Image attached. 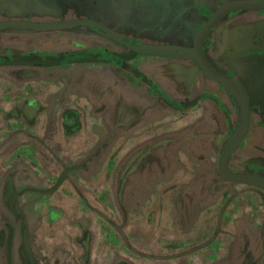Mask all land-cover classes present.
I'll return each instance as SVG.
<instances>
[{
  "label": "crops",
  "instance_id": "1",
  "mask_svg": "<svg viewBox=\"0 0 264 264\" xmlns=\"http://www.w3.org/2000/svg\"><path fill=\"white\" fill-rule=\"evenodd\" d=\"M113 3L114 5L107 0H73L70 6L63 5V9L56 13L41 11L36 5L23 9L14 1L0 0V21L8 19L56 21L60 18L90 16L112 28L127 29V26L134 22L149 24L143 18L130 15V9L121 4V0H114ZM238 16V20L226 23L218 31L213 38L211 48L209 42L207 49L209 54L212 52L213 55H217L219 52L228 51L232 46L252 41L251 33L257 29L258 15L255 12H246ZM147 33L152 37V33ZM105 49L121 51V47L101 35L96 29L89 27L40 32L16 28L0 30V58L22 56L23 59H28L30 55L55 56L58 53L77 52L97 55L98 51ZM182 64L184 63L176 59L154 56L139 57L122 63L85 60L46 66L0 64V75L10 82L0 83L2 98L0 124L23 122L20 118L29 119L33 123L37 117L42 123V119L50 118L48 122L56 126L51 129L52 133L50 130L48 132L55 150L53 156L64 151L77 155L97 140H108L109 144L111 141H122L128 133L130 121L136 118L145 119V110L149 108L164 114V117L158 118L159 123H154L156 114L149 113L147 127L154 123L153 129L156 132L179 133L181 137L179 140L194 135L196 137L206 135V139L210 141V156L213 157L217 149L219 151L218 147L225 138L224 134L229 131V125L235 121V114H230L228 117L226 108H223L219 102L218 111L213 102L206 103L205 98L188 102L183 106L187 108H183L182 103L186 102V99L200 97L202 92L197 91L195 87L190 93L181 92L187 86L186 81L189 80L187 76L189 70L186 71V66ZM226 64L233 65L236 75L245 82L251 95L253 110L250 127L256 133L254 135L256 142L251 145L255 148L248 150V155L264 156V59L244 56L228 59ZM143 73L153 76L152 82L131 77ZM58 77L63 78V91L58 88ZM155 90L158 93L163 92L173 101L174 106L170 108L173 110L172 113L162 109V106H159L162 104L153 99ZM8 96L12 99H7ZM203 106L205 111L200 112L198 117L195 116L196 111ZM3 108L13 109L7 113ZM71 119L77 120L76 125L69 130L70 137L63 146L64 142L63 144L60 142L63 136L56 131V128L59 124L66 125ZM172 121L176 122L171 123ZM151 129L152 127L146 134H141L140 138L148 141L155 134ZM107 132L112 133L111 138H108ZM126 145L130 150L127 155L133 154L131 150L140 149L139 145L133 146L132 138H129ZM2 175L0 186L7 171L2 172ZM6 236L5 229L0 226V246L5 245ZM2 249L3 247H0V252Z\"/></svg>",
  "mask_w": 264,
  "mask_h": 264
},
{
  "label": "flooded vegetation",
  "instance_id": "2",
  "mask_svg": "<svg viewBox=\"0 0 264 264\" xmlns=\"http://www.w3.org/2000/svg\"><path fill=\"white\" fill-rule=\"evenodd\" d=\"M10 1H14L16 5L22 6L23 9L26 8L28 9L31 6L36 5V7L41 11L45 10V11L58 13L59 11H61V9H63L62 7L63 5L70 6L73 0H10ZM107 1L112 5H114L113 3L114 0H107ZM228 1H232V0H225L217 5L213 2V0H121V4H124L125 7L130 9L131 11L130 15L136 18H140V19L143 18L147 20V22H149V25H152L154 24L153 22H156L157 24L156 26L148 27L151 30L147 32L152 33V37L148 36L149 35L148 33H145L146 34L145 37L149 40V45H162V46L181 45V46L190 47L192 46L193 43V36L196 28L199 27L202 23H204L211 16V13L220 4ZM255 1L264 3V0H255ZM138 7H143L145 9L144 10L145 13L140 11L139 10L140 8L137 9ZM173 7L176 9H174ZM172 9L174 10L172 11ZM246 12H255L259 17V20L257 22V29L253 30V32L251 33L252 41L250 43H253L257 35H259L262 41H264V10L242 9V10L231 11L225 14L224 16H222L205 36L202 49L207 61L210 63L211 60L213 64L216 65V67H219V68H214L210 64L213 69L226 74L227 76H229L230 78H232L242 87L245 88L250 98V106H251L250 122H251V113L253 107L251 104L250 92L248 91L245 82L241 81L239 77L236 75L233 65L226 64V60L238 58V57H244V56L256 57L257 59L262 60L264 59V48L262 49L263 52H260V50H253L252 48H251L252 50H250L248 48H245L247 47V45H250V43H246V44L241 43L239 44V46H232L228 51L219 52V54L217 55H213L212 52H210L209 54L207 51L209 42L211 48L214 40L213 38H215V36L218 34V31L222 27H224L225 24L229 22L232 23V21L238 20L239 18L238 15ZM147 16L149 17L152 16V18H148ZM157 16L159 17L157 18ZM154 17L160 23H157ZM82 18H92L94 20H97L102 24H104L105 26L112 29L118 35H120L119 33L128 34L129 31H131L128 35L126 36L120 35V37L127 40L128 42H130V39H136L135 42H130L133 44L143 43L141 40L139 41V36H138V34L141 32L140 30L137 31L136 28H134L135 26L128 25L127 29H125L124 27L112 28L107 24H105L104 22L90 16L74 17L70 19L60 18L56 21L55 20L35 21L30 19H8V20L35 21L40 23L51 24V23H58V21L62 22V21H67L72 19H82ZM86 26H91V25H75L73 27H86ZM13 27L11 26L6 28H13ZM73 27H69V28H73ZM23 29H29V28H23ZM63 29H68V28H63ZM63 29H53V30L61 31ZM96 29L101 35H103L104 37L115 43V45L121 47V51H108L105 49L98 51L97 55H93L90 52H83L82 54L76 56L70 55V53H65L64 54L65 57L63 56V58L78 57V56L101 58L104 57L106 53H125L126 51H128V48H126L124 45L106 36L103 33V31H101L100 29L98 28ZM38 30L51 31V30H41V29ZM151 39L152 41H156V42H152ZM262 43L264 45V42ZM148 56L162 57L169 59L172 58L179 60L181 63H184L182 65L186 66L187 69L185 70L186 71L189 70V72L187 73L189 80L186 81V85H189V83H191L190 84L192 85L191 88L193 89L194 87L197 88V91H201L202 94L200 97L197 98L192 97L189 100L186 99V102L182 103L183 104L182 107L188 104V102L192 103L194 100L198 101L199 98L207 99L208 95H210V97L211 98L214 97L223 108H226L225 111L228 113L227 114L228 117H230V114H235V118H234L235 121L231 122V124L229 125V131L226 132V134H224L225 138L223 139V142H221L220 149L218 151V156H219L223 144L229 138L233 137L239 128L240 110L235 98L218 82L214 81L213 79H209L210 81L206 80L208 78H206L201 73L198 65L192 60L175 58V57L157 56V55H136L129 59L120 60V61L115 60L109 62L122 63L125 61L137 59L139 57H148ZM32 57H37L39 59L59 58L54 55H30V58ZM23 58L24 57L22 56L21 57L18 56L15 58L12 57L0 58V62L12 61L15 59H23ZM203 77H205L206 79H204ZM160 94L166 100L172 101L168 96H166V94H163V92H160ZM1 100L2 98L0 97V102ZM225 102H227L229 105L232 106V111L228 108ZM183 108H187V107H183ZM73 123H74V119H71V121L66 123V125L72 126ZM10 124L11 125L16 124V127L15 129L14 128L10 129V131L8 132H6V127L8 126V124H0V179L3 176L2 172L7 171V175L4 177L5 179L0 187L6 189V186L9 183L13 185L12 183L13 181L16 187V195H15L16 197H20L22 191L33 190L32 188H29L30 186L27 185L29 180H27V178H23L22 175L16 176L17 174L16 172L22 171L25 168L34 169V170L42 169V165H40L41 168H39V165H37L38 161L40 163L41 158H43L44 161L46 159V162L43 165L49 164L48 163L49 161L47 160L49 156H50V161L53 162L54 171L52 170L50 171V168H47L52 173V179H51L52 184L55 183L58 174L60 173V171L63 169L64 166H69L78 163L82 164V166L78 170L70 171L68 173V177L61 184L68 186L69 193L67 194L69 195V200H70L69 206L71 207L76 203H78L80 216H78V214H75L74 212L71 211L66 212L65 210H62V208H60L58 205L49 204L43 208L45 213L42 222V224H45L44 227L46 226L47 232L52 231L54 226L59 227L58 222L65 215L68 217V220L71 221V223H77V221L79 220L81 222L85 220L84 222L85 223L87 222V224L88 222L91 223L90 229L86 230L85 234L82 237H78V238L76 237L75 241H71V244L68 245L69 247H74L75 249H77L74 250L75 253L79 252L77 256L75 255L73 256L74 262L76 264H88L87 259L89 258L88 255L90 251L95 252L93 261L100 264H197L198 263L193 258H190L189 252L193 251V249H198L196 247L205 246L209 241L208 238H206L205 240L201 242H197L195 244V242L199 238V234H196V236H194L193 233L194 231H197L199 229L205 230L206 232L208 231V233H210V206L208 208L209 215L207 218L208 224L206 227L198 225L200 218L197 217L196 214L191 213L190 219L186 218L185 221L194 222L196 224L195 225L196 227L193 229V231L190 230L191 229L190 227L184 228L181 224L177 223L178 220L177 215L173 214L172 211L174 210V207L177 206L178 195L175 197V195H173L172 193L167 194V196L163 198H159V200L157 199V201L153 202L154 206H152V212L150 217L148 218V220H150L151 223L150 227H148L145 224H141L140 223L141 219H138L136 222L134 217H132V219L130 220H126V218H124L123 215H121L122 218L121 217L118 218L117 212H115L116 215L115 217V215H113L114 211L118 210L116 193L119 191L118 188L124 187V184L126 182L125 180H127V176L125 177L124 175L128 174V172H130V174L132 173L133 169L131 168V165L134 162L135 158L133 159L129 158L125 163L119 165V172H118L119 175L117 174L116 176L117 178L116 185L113 184V179H110L109 181L106 180V184L100 183L99 186H89L87 183L88 181L81 178L82 175H85L83 172L81 173V168L85 165L86 161L85 162L76 161V162L67 163L63 161L62 156H60V154L53 156L52 153L55 152L51 151V145H50L52 142L50 140L51 136L36 135L34 132L29 131L28 127L34 125L33 123H31L30 120L25 119L23 120V122L20 121L19 123L12 122ZM66 125H61L62 128L65 129V132L64 131L62 132L63 138L62 140H60L61 144H63L62 142H64L63 146L65 145V143L68 142L67 139H69L70 137L69 130L74 128L76 123L72 127H68V128L66 127ZM24 127L27 130L24 131ZM249 130H250V124L245 138L248 136ZM30 139L32 140L31 142ZM33 141H38L39 146L41 147L33 146L32 143ZM243 141L241 142V144L243 143ZM157 143H155V146L157 145ZM251 148H255V147L251 146ZM236 150L234 151V153H232L228 161L229 169L232 172H246V173H253L264 176V156H260L258 154L248 155L249 152L247 151L245 158H239L236 155ZM61 152H63V150H61ZM63 153H67V151L66 152L64 151ZM24 154L26 158L24 157ZM8 155L10 159L6 158V156L8 157ZM212 160L213 159L210 156V161ZM217 161H218V157H217ZM217 161H216V166L211 167L210 165L211 175L216 173L215 177H217L218 179V187L228 188L231 190V193L226 195L222 203L220 202H219L220 204L218 203L216 209V215L218 216V220L215 229L217 228L218 230L219 228L224 227L226 224L234 220V217L231 216V212L241 211L242 209H248L249 207H253L257 211V215H258L257 218L263 223V227L261 229V235H262L264 233V189L239 182H225L221 180L218 172ZM57 162L60 163V166L58 168H56L57 166L55 165ZM14 176L15 179L14 178L11 179V177ZM196 183L197 181H192V184L196 185ZM17 185L20 186L18 187ZM163 185L165 190L170 188H176V183L174 182L170 183L169 185H167L166 183ZM182 187H185V185ZM85 188L90 189L89 193L82 194V191ZM232 188L234 191L237 190L239 192H244V198L241 199L240 197L236 196V192L232 191ZM73 193L76 194L78 193V194L75 196ZM165 193H167V191H165ZM6 195L7 194L5 193V198L7 200H10L11 195L10 194L7 196ZM93 198L95 199L96 202L90 201V199ZM191 199L192 198L188 196L187 197L188 201H186L188 206L190 207V210L193 207V202L191 201ZM230 201H232L233 206H236L234 211L229 210L230 205L228 204ZM93 205L99 206V208L97 209V207ZM233 206L231 207L233 208ZM110 213L112 214V216L109 219L108 216L110 215ZM220 213H222L221 216ZM250 219L253 220L254 217L252 216L250 217ZM122 220L127 221V223H123ZM79 228L80 229L82 228L81 225L79 226ZM213 228L214 226L211 227V229ZM25 230H26L25 235L29 236L26 227L20 225V236L22 241ZM13 232H14V228H13ZM93 232L96 233L93 234ZM159 233H162L163 237L159 235ZM153 234H158L159 239H158V235H156L155 237L156 240L153 241L150 237ZM141 235L148 236V238H144L143 242L140 244L142 247H131L129 243L131 241H134L136 237H139ZM125 241L127 242V247H125ZM108 247L110 248L108 249ZM184 247H192V248L185 249ZM32 255L34 257L35 264H38L37 257L35 258L33 252ZM0 257H3L2 253L0 254ZM26 264H30L27 259V255H26ZM255 264H264V255L259 259V261H256Z\"/></svg>",
  "mask_w": 264,
  "mask_h": 264
},
{
  "label": "rangeland",
  "instance_id": "3",
  "mask_svg": "<svg viewBox=\"0 0 264 264\" xmlns=\"http://www.w3.org/2000/svg\"><path fill=\"white\" fill-rule=\"evenodd\" d=\"M222 1L225 0H213L216 5ZM137 9L145 13V9L143 7H138ZM174 9H172V11ZM147 17L152 18V16ZM158 17L159 16H157V18ZM155 21L160 23L157 19H155ZM59 22L60 21H58V23ZM153 23L154 24L149 25L148 23L140 24L134 22L129 25L135 26L134 28H136L137 31L140 30L141 33L138 34L139 41L141 40L143 43L145 42L144 44H149V40L145 37V33L151 30L148 28L149 26L157 25L156 22ZM146 25L148 26L144 28L143 26ZM86 27L96 29L93 26ZM13 28L23 30V28ZM25 30L40 32V30L32 28ZM130 32L131 31H129V33ZM119 34L122 36L128 35L124 33ZM135 41L136 39H130V42ZM262 42L264 41H262L260 36L257 35L253 43H250V45H247L245 48L250 50H260V52H263L262 49L264 48V45ZM64 54L65 53H58L55 56L63 58ZM80 54L82 53H70V55L73 56ZM30 59L39 58L32 57ZM62 63L64 64L66 62ZM210 64L214 68H219L216 67L211 60ZM131 77H135L136 79H146L148 82H152L153 80V76L145 75V73L135 76L132 75ZM203 78L206 79L205 77ZM206 80L210 81L209 79ZM8 82L3 75H0V83L7 84ZM12 82L14 81L12 80ZM62 83L63 78L58 77L57 85H59L58 88L60 91H63ZM190 84L191 83L183 88L181 92H192L193 88H191L192 85ZM23 85H25V83H23ZM8 89H10V87H8ZM155 91L156 93L154 94L153 99H155L157 103L162 104L159 105L162 106V109H166L167 112L172 113L173 110L170 108L174 106L172 105L173 101L166 100L160 93L157 92V90ZM5 98L6 97H3V99ZM7 99H12V97L8 96ZM205 102L209 104L210 102H213L214 106L219 111L218 101L214 97L211 98L210 95H208ZM225 103L232 111V106L227 102ZM204 106L201 107L199 111H196L195 116L198 117L200 112L205 111ZM11 109L13 108H3V111L8 113ZM145 111V119L140 120L139 118H136L134 121H130L128 124V133L122 141H111L109 144L108 140H97L95 143L86 147V150L82 149L77 155H72L70 151H67V153H61L60 156H62L63 161L67 163L86 161L85 165L81 168V173L83 172L85 175H82L81 178L88 181L87 183L89 186H99L100 183L106 184V180L109 181L110 179H113V184L116 185V176L117 174L119 175V165L125 163L129 158H135L136 160L134 159V162L131 165V168L133 169L132 173L130 174V172H128V174L124 175L125 177L127 176L124 187L118 188L119 191L116 193L118 210H115L113 215L117 212L118 218L123 215L126 220H130L134 217L136 222L138 219H141V224H145L150 227L151 223L148 218L151 215L152 206H154L153 202L157 201V199L159 200V198L167 196V194L172 193L175 197L178 195L177 206H175L172 211L173 214L177 215V223L181 224L184 228L190 227V230L193 231L196 224L194 222L185 221L186 218L190 219L191 213L196 214L197 217L200 218L198 225L206 227L209 215L208 208L210 206V233L201 229L194 231L193 233L194 236L199 234V238L195 244L205 240L206 238H208L209 241L205 246L196 247L198 249H193V251L189 252L190 258H193L196 262H198L197 264H255V262L259 261V259L264 255V233L262 236L261 229L263 227V223L257 218V211L253 207L242 209L241 211L231 212V216L234 217V220L218 230L217 228L215 229L218 220V216L216 215L218 203H222L226 195L231 193V190L228 188L218 187V179L215 177L216 173L211 175L210 172V165L211 167L216 166L218 149L217 152H215V155L213 157L211 156L213 160L210 161V141L206 139V135L198 137L194 135L188 139L179 140L181 138L179 133L168 131L156 132V130L153 129L155 126L154 123H159L158 118H163L164 114L159 113L157 110H150L149 108ZM149 113L156 114V121L147 127V117L149 116ZM20 119L25 120L24 118ZM49 120L50 118L46 117L42 119V123H40L39 117H37L34 119V125L29 126L28 129L36 135H48L49 130L51 133V129L55 127L52 122H48ZM175 122L176 121H172L171 123ZM15 127L16 124H10V126L8 124L6 132L10 131V129H15ZM150 127H152L151 132L155 134L152 135L148 141L147 139H141V134H146ZM25 130L27 129L24 127V131ZM56 131L62 135V132H65V129H63L61 124H59L57 125ZM107 134L108 138H111L112 133L107 132ZM254 135H256V133L254 129L250 127L248 136L236 150L237 157L245 158L247 151L251 148V145L256 142ZM129 138H132L133 146H140V149L136 148L135 150H131V152H133L132 155H130L131 153L127 155L130 151L126 145ZM165 138H167V140ZM31 141L32 140L30 139V142ZM32 143L35 147H41L39 146L38 141H33ZM155 143H157L156 146ZM50 145L51 151L55 152L52 142ZM218 148L220 149V146ZM24 157L26 158L25 154ZM6 158L10 159L9 155L8 157L6 156ZM47 160L50 165H43L46 162V159L44 161V159L41 158L40 163L38 161L37 165H39V168H41L40 165H42V169L34 170L25 168L22 171L16 172V176L22 175L23 178H27V180H29L27 183V185L30 186L29 188L35 190L22 191L20 197H16V187L12 181V187L15 193H10V200H7L5 198L7 189L0 187V226L6 230L7 237L11 236L9 260L6 258V238L5 245L0 246L3 247L0 252L3 255V257H0V264H26V253L23 249L24 247H22L23 241L20 236V225L26 227L28 230V235L30 236L29 245L35 258L37 257L38 264H76L73 256H77L79 252L75 253L74 250L77 249L69 247L68 245L71 244V241H75L76 237H82L86 230L90 229L91 223L88 222L87 224V222H84L85 220L83 221L85 224L80 220L77 221V223H71V221L68 220V217L64 214L65 216L58 222L59 227L54 226L52 231L47 232L46 226L44 227L45 224H42L45 213L43 208L46 205H58L62 208V210H65L66 212L71 211L80 216L78 203L71 207L69 206L70 200L69 195L67 194L69 193L68 186L63 184L56 192H45V190L49 189L53 185L51 183L52 173L50 171H54L53 162L50 161V156ZM55 165L57 166L56 168H58L60 163L57 162ZM47 168H50V171ZM13 178L15 179V176L11 177V179ZM192 181H197L196 185L192 184ZM173 182L176 183V188L164 189L163 184L166 183L169 185ZM184 185L185 187H182ZM89 190L90 189L88 188L83 189L82 194L89 193ZM165 191H167V193H165ZM232 191H234L233 188ZM234 192H236V196L241 199L244 198V192H239L237 190ZM73 194L76 196L78 193ZM188 196L192 198L191 201L193 202L191 210L186 202L188 201ZM90 201L96 202L94 198L90 199ZM228 205H230L229 210L234 211L236 206L232 205V201H230ZM231 206H233V208ZM95 207H97V209L99 208V206ZM111 216L112 214L110 213L108 216L109 219ZM252 216L254 217L253 220L250 219ZM122 221L123 223H127L125 220ZM78 225H81L82 228L80 229ZM213 226L214 228L211 229ZM13 228L14 232L12 231ZM94 233L96 232H93V234ZM156 235L158 234L150 236L153 241L156 240ZM159 235L163 237L162 233H159ZM144 238H148V236L141 235L136 237V239L131 241L129 244L131 247H142L140 244L143 242ZM125 247H127L126 241ZM109 248L110 247H108V249ZM184 248L187 249L192 247ZM94 254V251H90L88 255L89 258L87 259L88 264H100L93 261Z\"/></svg>",
  "mask_w": 264,
  "mask_h": 264
},
{
  "label": "water",
  "instance_id": "4",
  "mask_svg": "<svg viewBox=\"0 0 264 264\" xmlns=\"http://www.w3.org/2000/svg\"><path fill=\"white\" fill-rule=\"evenodd\" d=\"M264 10V3L257 2L255 0H232L220 4L212 13L211 16L196 28L192 46L186 47L181 45H149L144 43H130L123 39L109 27L105 26L101 22L92 18L72 19L62 21L60 23H40L35 21H23V20H7L0 22V30L6 27H21V28H32L41 30H53L73 27L75 25H91L94 26L111 39L124 45L128 48L125 53H106L104 57H67V58H44V59H15L12 61H1L0 64H30V65H55L62 62H78V61H97V62H109L115 60H125L132 58L136 55H157L165 57H175L194 61L201 73L208 79L221 84L236 100L240 110V124L235 135L229 138L224 144L218 156V172L221 180L225 182H239L250 186H255L264 189V176L246 173V172H232L229 169L228 161L234 151L240 146L244 140L250 124V98L249 94L239 83L227 76L226 74L212 68L210 63L207 61L202 46L203 41L209 30L215 25V23L225 14L235 10ZM77 120L74 119L73 125ZM72 125V126H73ZM66 125V127H72ZM82 166L81 163L64 166L63 169L57 176L55 183L47 190L46 193H52L56 191L64 180L68 177L70 171L78 170ZM10 182V179H9ZM6 194L15 193L12 185L9 183L6 186ZM11 190V191H9ZM35 190V189H33ZM37 191V190H36ZM11 205V204H10ZM222 213H220V216ZM12 230V229H11ZM13 231V230H12ZM23 235V247L27 255V259L30 264H35L34 257L31 252L29 245V236ZM7 259L10 257L11 249V236L7 237ZM9 263V262H8Z\"/></svg>",
  "mask_w": 264,
  "mask_h": 264
}]
</instances>
